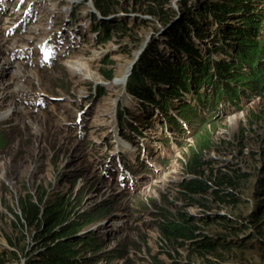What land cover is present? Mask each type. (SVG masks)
Wrapping results in <instances>:
<instances>
[{
    "label": "rangeland",
    "instance_id": "374dc122",
    "mask_svg": "<svg viewBox=\"0 0 264 264\" xmlns=\"http://www.w3.org/2000/svg\"><path fill=\"white\" fill-rule=\"evenodd\" d=\"M170 1L0 0V99L10 97L6 87L17 67H26L34 80L40 78L26 94L12 86L10 107L4 106L8 113L0 115L6 144L0 149V264L41 263L40 254L53 240L70 239L66 243L77 252L76 264H207L194 245L172 241L164 229L187 226L197 239H231L229 229L258 210L255 183L264 174V80L240 94L233 106L200 103L195 116L184 120L170 111L172 104L190 103L184 90L151 104L140 103L125 90L130 67L137 65L134 80L138 55L146 47L149 51L158 44L166 60H180L167 47L168 31L175 30L188 2L193 11L209 4ZM38 2L51 16H36ZM242 6L256 26L254 36L264 39V0H245ZM10 12L16 17L8 16ZM236 16L233 10L220 22L207 13L195 18L193 28L201 37L190 34L188 42L197 60L226 59L217 31L220 23L244 27ZM37 25L47 35L28 33ZM23 37L31 43L19 42ZM260 46L253 65L263 72ZM65 48H71L67 55ZM74 63H81L84 77L72 75ZM249 72V66L238 67L242 77ZM206 84L196 83L191 90L202 92ZM27 123L33 130L26 129ZM203 130L214 142L213 151L203 157L208 162L205 175L218 178L217 173L234 176L238 171L249 176L241 189H222L226 205L184 191L185 184L200 178L191 152ZM25 205L39 207L40 220L26 218ZM52 206L62 210L65 222L45 221ZM246 233L239 238L248 237ZM249 239L243 240L246 249L239 255L230 254L222 263L209 256V261L264 264V249Z\"/></svg>",
    "mask_w": 264,
    "mask_h": 264
},
{
    "label": "trees",
    "instance_id": "16d2710c",
    "mask_svg": "<svg viewBox=\"0 0 264 264\" xmlns=\"http://www.w3.org/2000/svg\"><path fill=\"white\" fill-rule=\"evenodd\" d=\"M206 1L209 3L207 6L201 4V9L198 10L200 8L198 7L195 11H193V8H190V2H188L187 5H185L184 16L182 15L178 23H175L177 24L175 30L170 29L168 31L169 33L166 36L169 38L167 47L172 55L178 57L180 60L177 62L166 60L159 54L158 44L152 45L149 47V51L148 48H146L141 56L140 60H142L138 62L135 79L133 80V76L135 75L136 67L131 77L129 86L131 94L138 101L145 104H151L154 101L160 102L163 95L172 94L176 90H184L189 96L190 103L186 106L184 104L170 105L171 114H173L175 116L174 118L177 120H184L183 118L188 114L195 116L194 107L199 106L200 103H222L223 107H226V105L233 106L239 100L240 94H248L250 91L258 88V81L264 80V76H262L264 71L258 72L260 70L259 67L253 65V61H255L254 55L256 52L260 53L262 51L260 44L264 46V39L260 38V35L254 36L256 33V26L252 20L245 16L248 12L243 14V11H247V8H243L242 6L245 0H216L220 2V4H215L212 0ZM162 2L163 1H157L156 4H162ZM233 10L236 11L237 15L234 18H242L240 20L243 21L241 25L244 24L248 27L244 26L240 28L237 25L229 27L227 24H219L217 34L221 41L220 48L224 47L225 50H227L226 59H218L211 63L208 61L206 64L202 62V58L197 60L188 42L190 34L195 35L196 38L201 37L200 31L193 28L196 24L195 18L199 15L204 16V14L207 13L209 17L211 16L213 19H216L217 22H220L227 13ZM106 12H108V10H106ZM153 16L159 17L158 13H153ZM160 17H164V15ZM166 23L170 28L173 27L169 18H167ZM230 38L234 39V44L229 42ZM156 42L159 43V39ZM239 66L250 67L248 76L244 75V77H242L240 73L238 74ZM105 75V77L110 79V76L107 74ZM209 76H211V79L207 81ZM205 80L208 84H206V88L202 92H200L197 87L194 92L191 90L196 83ZM230 83H237L240 89L237 86L233 87ZM156 86L160 87L157 88ZM156 105L160 106V103H156ZM167 120L170 128L175 129L174 120L168 117ZM206 127L204 130H208ZM204 130L199 132V136L196 139L198 147H195L191 152L196 165L195 176L199 175L198 177L200 178L193 179L185 184L184 191L194 195V197L211 196L219 201V203L226 205L225 203H227V200L224 196V191H229L230 193L238 188L241 189L244 187L242 181L244 180V182L247 183L246 177L249 178V176L242 174V172L238 173V171L234 176L226 175L225 172L217 173L218 178L216 175H205L208 162H206L203 157H205L207 153L213 151L214 142L210 139L209 133ZM4 145H6L4 136L0 134V149ZM258 178L259 179H256V183L254 182L258 210L250 215V217L240 218V221L236 224V229H229L232 237L231 239L229 238L230 236H221L218 240L209 239L206 236H201L197 239L194 230H191L187 226L183 227L177 225H171L164 229L165 234L173 239L172 241H176L177 243L184 244L188 242L194 245L193 247H195V250L199 253L197 256L202 257L203 260L206 259V262H209L207 264H217L210 262L208 259L209 256H214L219 263H222L227 261L226 258L230 254L235 256L238 253L239 255L240 251L246 249L244 245L247 244V241L246 244H243V240L248 238H250L249 240L258 241V244L264 249V174L263 177L261 175V179L260 175ZM209 180H211L212 183H210ZM24 209L26 218L35 221L40 220L43 212L39 207L36 205H25ZM52 209L53 206L51 207L49 215L45 214V221L52 222L59 220L60 223L65 222L63 219L64 214L61 212L62 210L57 211ZM224 219L227 221L230 218ZM231 227H235V225ZM241 232H247L246 234H248V237L245 239L239 238L238 234ZM70 240H53L55 244H51L46 248L47 250L39 256V258H42L43 262L36 263L30 260L28 264L79 263L76 250L72 245L66 243V241ZM192 254L195 255L193 252Z\"/></svg>",
    "mask_w": 264,
    "mask_h": 264
},
{
    "label": "bare ground",
    "instance_id": "6f19581e",
    "mask_svg": "<svg viewBox=\"0 0 264 264\" xmlns=\"http://www.w3.org/2000/svg\"><path fill=\"white\" fill-rule=\"evenodd\" d=\"M78 6V5H77ZM47 7V6H46ZM33 8H35V11L37 12L36 13V16H38V18L40 17V19L41 18H43V16L44 17H47L48 18V16H51V14H50V12H51V10L49 9V8H45V6H44V4L43 3H36V7H35V5H34V7ZM77 8V7H76ZM79 8H80V6H79ZM8 14V16H12L13 15V17H16V15L15 14H13L12 12H10V13H7ZM56 16H57V14H56ZM52 18V17H51ZM52 20V19H51ZM42 21V20H41ZM53 22V21H52ZM227 25H229V24H227ZM43 32V33H42ZM28 33H31V34H39V33H41L40 35L41 36H45V35H47L46 33H45V31H42V29L40 28V26H36V27H34V28H32V29H30L29 30V32ZM19 42H22V43H25V45L26 44H30L31 42L29 41V39H27L26 37L24 38L23 37V39H21V40H19ZM73 47V46H72ZM71 47V48H72ZM62 48H63V46H62ZM71 48H65V50H66V53H65V55H67L68 54V51H70V49ZM147 48V47H146ZM145 48V49H146ZM145 49L138 55V62H139V60H140V58H141V56L143 55V53H144V51H145ZM36 53V52H35ZM60 53V52H59ZM32 55H33V53H32ZM32 55H31V57H32ZM59 55V54H58ZM30 61V60H29ZM30 62H32V61H30ZM33 63V62H32ZM29 66V65H28ZM136 67V66H135ZM135 67H133V68H131L130 67V71H129V78H128V80H126V83H125V90L127 91L128 89L130 90V88H129V86H130V82H131V77H132V74H133V70H134V68ZM18 68V70H16L15 72H14V74L12 75V79H11V81H12V83H11V86L10 85H8L7 87H6V90H8V93L6 94V96H10V97H2L1 99H0V115L2 114V112H3V114L4 113H8V110H7V112H6V110L4 109V106H6L7 105V108L8 107H10V98L12 97V95L14 94L13 92H14V90H10L11 89V87L12 86H14L16 89H17V91L19 92V93H24V94H26L30 89L32 90L33 89V82L34 81H36L37 82V84L39 85L40 84V78L38 77V75L35 77L36 78V80H34V76L35 75H31V74H29V73H27L26 71H25V69H26V67H24V66H22V67H17ZM84 70L85 69H83V66H81V63L79 64V63H74L73 64V67L71 68V73H72V75H77V73H81L82 75H83V77H84V75H86V73L84 72ZM89 72V71H88ZM93 79V78H92ZM91 79V80H92ZM88 81V80H87ZM95 83H98V80H96V82ZM37 84H36V87H37ZM5 85V84H4ZM28 86V87H27ZM131 92V91H130ZM127 93H128V91H127ZM129 94V93H128ZM129 95H131V94H129ZM140 103H141V101H140ZM141 106H144L143 104H141ZM14 110H15V108H14ZM1 120V119H0ZM31 123V122H30ZM33 124V123H32ZM38 124V123H37ZM38 126V125H37ZM54 126V125H53ZM39 127V126H38ZM50 127V126H49ZM32 129V127H31V125H29L28 123L26 124V129ZM33 130V129H32ZM54 131V130H53Z\"/></svg>",
    "mask_w": 264,
    "mask_h": 264
}]
</instances>
